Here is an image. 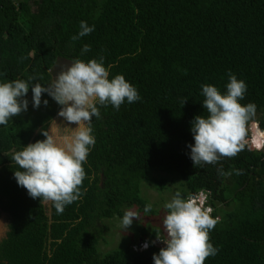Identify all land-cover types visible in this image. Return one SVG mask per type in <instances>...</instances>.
Wrapping results in <instances>:
<instances>
[{"label":"trees","instance_id":"trees-1","mask_svg":"<svg viewBox=\"0 0 264 264\" xmlns=\"http://www.w3.org/2000/svg\"><path fill=\"white\" fill-rule=\"evenodd\" d=\"M81 20L95 30L73 41ZM85 44L90 51L81 55ZM100 57L112 66L109 78L123 74L141 99L119 110L100 107L83 194L62 213L50 203L48 215L43 201L18 186L11 160L44 139L40 129L60 106L42 93L48 105L0 125V201L10 217L0 264H153V253L165 247L153 243L157 227L140 231L146 250L135 251L133 242L99 249L104 221L120 219L124 209L158 214L153 206L144 211V184L159 194L173 187L185 197L206 195L219 220L209 232L218 252L204 264H264V150L194 166L187 148L194 143L190 122L207 114L201 85L223 93L229 72L246 82L240 103L256 104L264 128V0H0V81L31 76L47 85L58 59Z\"/></svg>","mask_w":264,"mask_h":264},{"label":"clouds","instance_id":"clouds-1","mask_svg":"<svg viewBox=\"0 0 264 264\" xmlns=\"http://www.w3.org/2000/svg\"><path fill=\"white\" fill-rule=\"evenodd\" d=\"M94 30L95 25L81 20L72 40ZM88 51L90 45H83L81 55ZM111 67L105 65L103 57L87 61L76 58L47 85L32 83L31 76L27 80L0 81V125H7L11 117L28 110L30 88L33 108L41 105L42 93L61 106L57 116L63 119L57 122L50 118L40 129L44 139L23 146L11 157L18 165L13 173L18 186L24 187L31 198L50 202L57 213L83 194L80 187L86 176L83 165L96 143L93 119L101 117L100 107L111 105L119 110L125 102L131 104L141 99L138 89L123 74L109 78ZM225 89L222 93L215 85H201L204 97L201 104L207 114L196 115L190 122L194 143L187 145L194 166L215 164L246 148L264 150V128L255 119L256 104L240 103L247 92L246 82L229 72ZM48 103V99L43 100L44 105ZM218 171L226 175L222 169ZM206 204L203 192L185 197L176 191L164 202L163 235H156L165 247L153 253V264H204L207 257L217 254L218 248L210 242L209 232L219 217L213 218V210ZM151 208L148 204L144 211ZM134 218L139 221L138 212L131 209L124 212L119 221L124 232ZM141 247L146 250L149 242Z\"/></svg>","mask_w":264,"mask_h":264},{"label":"rangeland","instance_id":"rangeland-1","mask_svg":"<svg viewBox=\"0 0 264 264\" xmlns=\"http://www.w3.org/2000/svg\"><path fill=\"white\" fill-rule=\"evenodd\" d=\"M69 64L70 62L68 61L58 59L56 64L50 71L52 78L54 79L55 75ZM28 110L33 112L36 111V108L32 107L31 98L29 101ZM62 119L60 118V120ZM175 190L176 189L172 187V189H169V191H166L163 194H159L149 184H144L141 189V194L153 206V208L158 211V214L155 215L154 217H148L146 215L138 213L139 221H137L134 218L133 224L125 232L120 227L119 224L120 219L114 218L110 221H104V224L107 229L106 232H104L103 234V239L100 240L99 242V249L101 253H106L111 250L115 251V249L116 250L117 248L120 249L125 244L131 242H133V244H139L140 231L142 229L151 231L152 229L157 227L161 230L160 235H163L162 220L164 217V213L166 212V210L163 208V204L165 201L171 199L172 195L175 193ZM129 209L135 211V209L133 208H129ZM129 209H124V212Z\"/></svg>","mask_w":264,"mask_h":264},{"label":"flooded vegetation","instance_id":"flooded-vegetation-1","mask_svg":"<svg viewBox=\"0 0 264 264\" xmlns=\"http://www.w3.org/2000/svg\"><path fill=\"white\" fill-rule=\"evenodd\" d=\"M41 106H45L44 104H43V101L41 102ZM61 107V106H60ZM58 112V111H57ZM53 118H55L56 120H58V122L60 121V118L61 117H58L57 116V113H56V115L53 117ZM59 118V119H58ZM62 119V118H61ZM73 126H75V125H73ZM35 134H37V131H35L34 132ZM44 205H45V207L47 208V213H48V215H49V212H50V202L49 203H45L44 202ZM0 223H1V225H0V228L3 226V228L4 229H6V234H7V232H8V227H9V224H10V217H9V215L2 209V207H1V201H0ZM2 241V240H1Z\"/></svg>","mask_w":264,"mask_h":264},{"label":"built area","instance_id":"built-area-1","mask_svg":"<svg viewBox=\"0 0 264 264\" xmlns=\"http://www.w3.org/2000/svg\"><path fill=\"white\" fill-rule=\"evenodd\" d=\"M143 244H144V242H140L139 244L135 245V246L133 247V249H134L135 251H142V250H144V248L141 247ZM154 244H155L156 246H160V244H161V240L156 239ZM158 244H159V245H158Z\"/></svg>","mask_w":264,"mask_h":264},{"label":"water","instance_id":"water-1","mask_svg":"<svg viewBox=\"0 0 264 264\" xmlns=\"http://www.w3.org/2000/svg\"><path fill=\"white\" fill-rule=\"evenodd\" d=\"M0 225H1V223H0ZM6 229H4L3 228V226L0 228V242H1V240L3 239V238H5V236H6Z\"/></svg>","mask_w":264,"mask_h":264}]
</instances>
